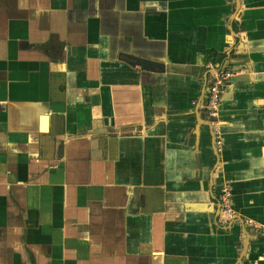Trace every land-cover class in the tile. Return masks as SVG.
<instances>
[{"label":"crops","instance_id":"obj_1","mask_svg":"<svg viewBox=\"0 0 264 264\" xmlns=\"http://www.w3.org/2000/svg\"><path fill=\"white\" fill-rule=\"evenodd\" d=\"M0 264H264V0H0Z\"/></svg>","mask_w":264,"mask_h":264},{"label":"built area","instance_id":"obj_2","mask_svg":"<svg viewBox=\"0 0 264 264\" xmlns=\"http://www.w3.org/2000/svg\"><path fill=\"white\" fill-rule=\"evenodd\" d=\"M233 76L234 72L232 71H218L212 84L208 87L205 97L204 113L209 119L217 118L222 100V89L227 85L230 79L233 78ZM220 197L224 215L227 217H233L235 211L231 189L226 186L222 187Z\"/></svg>","mask_w":264,"mask_h":264},{"label":"water","instance_id":"obj_3","mask_svg":"<svg viewBox=\"0 0 264 264\" xmlns=\"http://www.w3.org/2000/svg\"><path fill=\"white\" fill-rule=\"evenodd\" d=\"M120 59L132 67L135 66L141 67L144 71L161 73V74H164L166 72V67L164 63L152 61L150 59L136 57L130 54H123V56H121ZM203 102H204V98H202L201 100V105L203 104ZM206 125L209 126V123H206ZM214 142H216V140H214Z\"/></svg>","mask_w":264,"mask_h":264},{"label":"flooded vegetation","instance_id":"obj_4","mask_svg":"<svg viewBox=\"0 0 264 264\" xmlns=\"http://www.w3.org/2000/svg\"><path fill=\"white\" fill-rule=\"evenodd\" d=\"M206 92H207V90H206ZM205 97H206V94H205ZM204 105H205V101H204V104H203V107H202L203 112H204ZM204 114H205V113H204ZM205 116H206V115H205ZM221 189H222V187H221ZM221 189H220L219 194H221ZM220 204H221V197H220ZM221 208H222V206H221Z\"/></svg>","mask_w":264,"mask_h":264}]
</instances>
